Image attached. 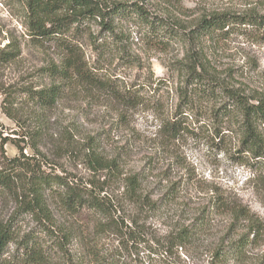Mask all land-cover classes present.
Returning <instances> with one entry per match:
<instances>
[{
    "label": "rangeland",
    "instance_id": "obj_1",
    "mask_svg": "<svg viewBox=\"0 0 264 264\" xmlns=\"http://www.w3.org/2000/svg\"><path fill=\"white\" fill-rule=\"evenodd\" d=\"M103 1H138L149 13L180 20L189 26L203 14L214 11L264 14V0ZM25 13L22 0H0V50L11 51L7 48L9 44L21 50L14 61L0 63V123L6 129L5 134L18 139L26 134L21 142L24 152L34 154L36 147L53 170H64L84 181L103 182L106 190L123 200L122 209L128 221L136 222L135 238H122L121 247L122 240L115 232L95 235L94 224L89 219L70 217L51 199L61 239L48 236L42 239L50 254L48 264H152L155 253H150L149 247L156 248L157 243L189 227L202 212L208 211L213 194L240 201L264 223V187L259 181L264 176V165L251 167L240 163L234 134H229L226 144L216 145L209 138L191 132L170 141L162 132L163 120L172 116L181 100L185 44L173 41L166 49L153 46L146 38L149 29L142 23L119 21L116 40L122 41L120 47L126 50V56L134 58L136 65H133L121 61L120 52L112 46H107L111 51L98 58L88 35L73 38L68 34L69 40L79 43L90 64L103 67L102 73L118 81L119 89L136 91L144 103L131 107L106 91L78 83L65 91L54 107L39 109L27 101L23 88L52 84L53 80L43 69L59 65L63 49L55 39L34 44L27 34ZM93 30L98 32L100 28L95 25ZM203 43L204 55L215 76L250 97H264V41L233 34L227 40ZM3 103L9 108L12 104L17 123L3 113ZM212 106L198 101L194 112L187 110L192 130L209 124ZM260 129L264 134V126ZM208 133L211 134L210 130ZM3 154L13 157L19 154V149L12 141L0 145V167ZM97 157L115 163L112 173L95 171L93 163ZM129 176L138 180L142 205L127 199ZM16 208L13 198L0 194V218L18 216L22 237L37 223L29 215L17 214ZM206 219V227L198 230L197 236L187 244L189 253L186 255V250H181L182 257L190 263H210L213 250L236 237L230 229L229 215L214 213ZM72 229L74 234L62 236L64 230ZM259 243L249 250L246 259L231 258L225 264H264V238Z\"/></svg>",
    "mask_w": 264,
    "mask_h": 264
},
{
    "label": "trees",
    "instance_id": "obj_2",
    "mask_svg": "<svg viewBox=\"0 0 264 264\" xmlns=\"http://www.w3.org/2000/svg\"><path fill=\"white\" fill-rule=\"evenodd\" d=\"M22 1L26 8L27 34L34 44L55 39L63 49L60 64H52L43 69L53 80L52 84L41 88H23V95L33 106L39 109L54 107L65 91L73 89L78 83L86 84L94 90L106 91L131 107L143 105L139 93L119 89L118 81L103 74V67L90 64L79 43L68 39V34L73 38L88 35L90 46L98 58L111 51L107 46H112L120 52L121 61L136 65L134 58L127 57L126 50L120 47L122 41L116 40L119 36L115 30L119 21H137L149 29L146 38L151 45L166 49L176 41L187 46L182 67L184 79L180 91L181 100L172 116L161 124L164 136L175 141L191 132V135L205 136L216 145H222L226 144L231 133L237 139L235 151L241 157V164L251 167L264 165V134L260 129L264 126V97H250L215 76L210 61L204 55L203 43L204 40H227L233 34H243L264 41V14L214 11L203 14L194 25L189 26L180 20L174 21L149 13L138 1ZM95 25L99 26L100 31L94 32ZM7 48H11V51L0 50V63L14 61L20 55L18 46L9 44ZM219 97L223 103L219 101ZM198 101L213 104L211 119L209 124H202L200 128L192 130L187 110L194 112ZM217 101L219 105L214 104ZM11 106L12 104L9 108L3 103L2 111L17 123L16 112ZM209 130L211 134L208 133ZM5 133L6 129L0 123V145L4 146L12 141L19 149V154L13 157L3 154L0 194L13 198L17 204L16 213L31 216L37 225L21 237L16 220L18 216L0 218V264H48L50 254L42 239L45 236L61 239L51 210L53 201L70 217L89 219L94 224L97 236L106 231L115 232L122 240L121 247L124 246L122 238H135L136 222L128 221L122 209L123 200L106 190L103 182L94 179L84 181L64 170H53V166L41 156L36 147L34 154L24 152L25 146H21V142L26 134L18 139ZM93 165H96L95 171L102 169L112 173V165L115 163L109 164L97 157ZM126 179L127 199L142 205L144 200L141 198L137 178L129 176ZM259 181L264 187V176ZM213 195L208 211L202 212L189 227L180 229L157 243L156 248L149 247L150 253H155L154 259H151L154 261L152 264H199L185 260L182 257L184 251L181 250L185 249L186 255L189 253L187 244L197 236L198 230L206 227L208 220L205 218L214 213L229 215L230 229L236 237L231 242L217 246L211 253L212 260L208 264H225L231 258L246 259L251 248L261 245L259 242L264 238V223L261 219L240 201L230 200L222 194ZM73 231L74 229L64 230L62 236L72 235Z\"/></svg>",
    "mask_w": 264,
    "mask_h": 264
}]
</instances>
